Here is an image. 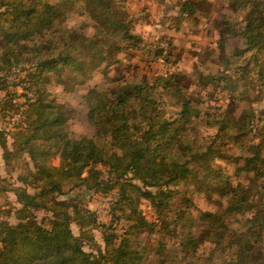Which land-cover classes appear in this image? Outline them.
<instances>
[{"label":"trees","instance_id":"16d2710c","mask_svg":"<svg viewBox=\"0 0 264 264\" xmlns=\"http://www.w3.org/2000/svg\"><path fill=\"white\" fill-rule=\"evenodd\" d=\"M126 3L0 0V264H264V0H227L199 51L213 69L192 73L171 69L172 39L134 30ZM212 4L178 0L173 26ZM134 51L171 68L125 65ZM96 72L77 134L52 86ZM86 191L113 195L109 223ZM195 194L212 202L197 216Z\"/></svg>","mask_w":264,"mask_h":264},{"label":"rangeland","instance_id":"374dc122","mask_svg":"<svg viewBox=\"0 0 264 264\" xmlns=\"http://www.w3.org/2000/svg\"><path fill=\"white\" fill-rule=\"evenodd\" d=\"M213 2L209 15H204L198 24L184 23L179 29L173 25L176 23L173 19L175 17L174 6L177 5L178 0H127L126 7L133 17V27L136 32L141 33L145 41H155L158 38H170L173 40L174 45L177 47L175 55L182 50L180 58L173 57L176 61L175 65L171 66L165 64L163 61L158 60L154 62L146 61V56H142L140 51H134L132 54L122 55L121 59L126 63L125 65H139L140 72H157L165 73L170 68L172 70H183L187 73H192L197 64L204 62V67L213 69L209 60L211 56L203 55L199 51L202 47H214L216 41V34L213 32L211 25L213 20L225 12L227 0H211ZM80 14L70 15V24L83 20ZM203 67V65H202ZM131 70V69H130ZM113 74V73H112ZM102 72H96L84 84H75L70 87V90L65 93L62 92L60 86L53 87V92H56L60 100L67 101L76 109V117L73 120L72 128L75 133L83 134L88 132V127L85 123V117L82 107V95L95 83L102 80ZM63 87V86H62ZM17 89H20L19 87ZM22 92V90H19ZM71 92V93H70ZM58 163V159L55 160ZM229 168L233 167V163L228 164ZM15 199L14 196L11 197ZM84 201L88 207L97 213L101 222L109 223L111 220L110 207L113 201V195H103L86 191L83 195ZM194 200V213L197 216L200 210L209 209L212 207L211 199L203 194H195ZM141 209L146 217L154 220L155 214L150 203L143 199L141 202ZM44 213H40L43 216ZM121 227V226H120ZM119 227V228H120ZM73 231L78 233V228L73 224ZM96 240L98 243L103 244L102 235L96 231ZM85 249L90 250L89 245H85Z\"/></svg>","mask_w":264,"mask_h":264},{"label":"crops","instance_id":"0c3cea01","mask_svg":"<svg viewBox=\"0 0 264 264\" xmlns=\"http://www.w3.org/2000/svg\"><path fill=\"white\" fill-rule=\"evenodd\" d=\"M2 156H3V150L0 147V166H1L2 171H4V160Z\"/></svg>","mask_w":264,"mask_h":264}]
</instances>
